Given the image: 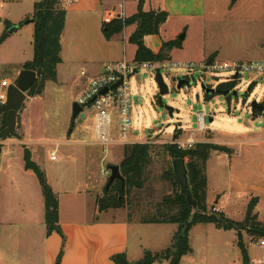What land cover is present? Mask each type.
<instances>
[{
  "label": "rangeland",
  "instance_id": "1",
  "mask_svg": "<svg viewBox=\"0 0 264 264\" xmlns=\"http://www.w3.org/2000/svg\"><path fill=\"white\" fill-rule=\"evenodd\" d=\"M230 1L209 0L208 5H210V10L213 12L228 13L227 5ZM185 3L187 6L192 4L191 0H186ZM7 7H9L7 4H4L3 8L0 7L1 15H3L2 11L7 9ZM242 8L243 10L246 9L245 12L241 13L248 14L247 19L240 26L237 25L235 29L232 22L226 21L222 23L216 18L209 20V22L196 17L190 18L187 22L189 29L183 42L184 48L176 47L174 49L173 60L180 63L184 61L199 62L204 58V55L214 56L215 54H217V58L222 60H264V1L244 0ZM178 25L179 21L173 19L163 28V35L167 37L166 39L171 38V32L177 29ZM5 27V22L0 21V37ZM91 30H96L97 34L100 33L98 24L95 25L94 22L91 24ZM145 39L152 47L157 43V37H154V35H148ZM124 44L127 49L125 53L132 58L134 46L128 41H125ZM27 48L28 50L30 49L28 42ZM120 53H124L122 45L117 48L114 54L100 49L99 60L96 63L98 65L103 61L105 63L104 59L107 56ZM19 55L20 51L13 43H7L0 47V93L2 92V94L7 89L4 81L10 82L9 76L15 72L16 66L14 64L18 63ZM80 71V65L77 66L75 64L62 69L60 82L58 84L50 82L47 90L48 96H44L41 101L35 100L37 95H29L27 92V101L24 102L21 110L26 111V113L32 110L34 112L32 117L29 118V126L34 135L33 138L43 137L57 141L74 140L85 135L87 139H95L94 118L91 114L88 113L86 118L83 119L82 128L79 126L78 118H73L74 99L78 100L83 91L80 92V89L73 81L72 75L80 76ZM163 73L165 81L169 84L170 92L161 99L155 79H152L150 74L140 70L139 73L131 78L134 92H136L134 97L132 139L149 143L154 147L152 157L145 170V187L141 190L133 189L130 196L127 197L124 206L106 210L110 216L117 217L119 215L129 219L130 222H138L133 223L131 226V250L136 246L140 247L141 244L154 247L163 245V242H160V238H164L163 234H165L163 227H158L159 225H156V223L141 222L142 219H147L154 214L156 206L163 198L176 189L172 181L165 178V173L171 166V160L169 154L162 146L164 144H176L175 146H177L178 142L181 141L186 144L185 148H188V140H192L193 146L205 141L223 142L233 140L235 136H227L226 134L228 133L225 132L236 129L235 125H238L240 121L242 122L241 119L244 115H248L247 109L252 110L251 102L253 100L264 102V74L259 72L243 73L238 79L233 80L229 73L212 74L197 69L193 71V74L189 75V81L192 84L190 92H186L182 88L177 89L176 87L178 79L188 74L187 69L178 67L167 71L163 70ZM230 82L237 84L233 88V90L237 91L236 95L231 94L233 90L229 93L223 91L216 95H211L210 93L211 98L206 99L207 91L203 89V84L208 85V88L218 90V86L221 83ZM252 83H255V87L249 91ZM56 85L57 90H54ZM242 93L248 94V98L243 97ZM166 105L175 108L173 116L169 114ZM201 110H205L207 114V129L203 131L198 129L200 125L197 112ZM222 110L229 113L230 116L235 113L239 117L237 119L238 122L232 120L229 124L224 121L220 115ZM73 120H75V123H72ZM225 122L230 126H227ZM21 124L22 122L19 120V128H22ZM182 125L185 128H182ZM254 125L264 130V117L262 116L259 120H256ZM73 129L75 132L71 137L69 133ZM51 147L55 148L56 145H51ZM41 148H43L41 153L43 157L38 160L41 168L43 169V166H47L51 171L57 169L63 171L65 162H63L62 158L59 156L57 161H52L48 154L47 146L42 145ZM120 150L121 148L118 147L116 150L112 149L109 151L108 158L104 162L105 167L110 169L111 165H115ZM122 151L124 154V148H122ZM19 152L22 156L27 153L24 148H19ZM211 152L212 154L206 162L207 193L209 197L214 200L220 199V207H223L226 215L236 221H241L246 215L249 203L254 198L252 196H261L255 211H260V220L264 222V176L250 174L249 164H243L245 161L239 159L241 158L240 156L233 158L224 153L217 155L219 153L218 150H212ZM237 160L240 161H238V165ZM14 161L13 153L8 152L6 148L3 149V153L0 154V204H2L3 210L9 211V214L6 213L8 219L21 220L25 216L20 208L17 209L18 213H15L16 207L12 202L14 199L12 197L13 194L18 195L22 201L21 208L28 209V218L36 219L37 201L45 204L41 184L34 172H32V175L27 176L26 182L21 181V178H18L12 171ZM23 161L26 164V159L23 158L19 160V164H23ZM81 164V162L70 164V168L67 171L69 182L68 184L66 183L65 189L70 187L71 178L75 177L76 173L80 174ZM118 165L120 166V163ZM86 167L90 176L95 178L97 183H101L100 179L104 177L98 166L95 167L89 164ZM245 168L248 170L247 174L243 173ZM108 180L109 177L96 196L98 206V199L104 196V188ZM54 192L58 196L59 207L62 205L63 211L68 217H74L72 210L75 206L76 208L81 207L83 199H86L80 195L66 196L62 191L56 192L54 190ZM20 193L27 194L29 197L21 196ZM24 202L27 203V208L24 207ZM94 212V208L91 209L88 206L86 214H77L76 217L91 220L96 216ZM42 219L45 220V214ZM156 228H159L160 231H157L158 229ZM252 233L243 231L246 244L249 242L260 243L264 239ZM249 249L250 258L264 259V248L250 244ZM131 257H134L133 254H131Z\"/></svg>",
  "mask_w": 264,
  "mask_h": 264
},
{
  "label": "crops",
  "instance_id": "2",
  "mask_svg": "<svg viewBox=\"0 0 264 264\" xmlns=\"http://www.w3.org/2000/svg\"><path fill=\"white\" fill-rule=\"evenodd\" d=\"M36 1L37 0H0L1 8H3L4 4L9 5L7 9L2 11L3 15L0 14V21H10L14 24H18L28 17L31 18ZM185 1L186 0H144L143 7L145 10L161 9L168 13L167 20L160 26L159 34L154 35V37H157L156 45L152 47L148 44L147 39H144L146 46L153 52L158 53L163 42L180 39L179 36L182 33L185 34V38L183 40L180 39L182 41V46L180 48H184L183 42L187 37L189 29L187 22L190 18L196 17L197 19H204L205 22H209V20L216 18V20L222 21V23L226 21L232 22L234 29L247 19L246 17L248 14L241 13L246 11V9L243 10L242 8L244 0H237L234 5H232L231 0L227 5L228 13L213 12L210 10V5H208L209 0H191L192 4L190 6H187ZM128 3L134 4L128 5ZM66 9L65 28L61 37L62 62L57 67V80L48 81L46 83L43 93L36 96L35 100L37 101H41L44 96H48L47 90L49 83L54 82L58 84L60 82L61 70L70 65H80V76L72 75V78L76 86L80 89V92H82L87 85L86 78L81 75L82 70H86L90 75H96L102 71L107 62L134 59L136 46L132 44L134 46V52L133 57L130 58L127 53H125L127 49L124 43L125 41L129 42V37L135 31L136 25L132 24L127 26L121 33L114 35L112 39L108 40L103 34L102 24L111 13L113 17H130L134 15L138 9V0H66ZM173 19L179 21V27L177 26V29L171 32V38L166 39L167 37L163 35V28ZM92 22H94L95 25L98 24L100 29L99 34L96 33V30H91ZM27 42L30 45L29 50L27 48ZM7 43H13L20 51L18 63L14 64L16 66L15 72L11 76L8 75L11 84L16 80L24 64L31 61L34 57L33 22H28L20 27L0 44V47ZM120 45L123 47V54L109 55L105 59L102 58L105 60V63L104 61L100 65L96 63L99 60L98 56L100 49L104 52H111V54H114ZM175 48L170 51L171 60H173ZM212 58H217V54L214 56L204 55L201 61L210 60ZM55 89L57 90V85L54 90ZM74 100L78 102L76 98ZM25 101H27V98ZM23 111L20 110L18 114L17 132L19 138L9 136L6 139H0V147H2L1 154L5 148L8 152L13 153L15 159L12 165L13 173L18 178H21V181L26 182L27 176L32 175L33 171L26 168L25 161H23V164H19V160L29 157L39 164L38 160L43 157L41 154L43 148H41V146L46 145L52 161H57L60 156L63 162H65L63 171L59 169L51 171L47 166H43V170L53 190L56 192L62 191L66 196L80 195L86 199H83L81 207L76 208L75 206L72 210L74 217L66 216L62 205L59 207V222L65 235L64 241L63 236L58 232L48 234L46 222L42 219V216L45 214V204L37 201L36 219L28 218V209L21 208V197L13 194L12 197L14 199L12 202L16 207L15 213H18L17 209L20 208L25 217L21 220L16 219V221L8 219L6 213L9 214V211L6 212L3 210L2 204H0V264H115L111 259V256L115 253L126 252L130 261H137L143 257L147 250L151 252H160L172 244L173 236L179 225L176 223H156V225H159L158 227H163L165 230V234H163L164 238H160V242H163V245L154 247L152 245L141 244L140 247L136 246L131 250V226L133 223L138 222H130L129 219L119 215H117V217L110 216L106 210H99L96 196L108 178L103 174L105 168L104 162L107 160L108 154L105 161H103L105 153L103 148L97 143L96 130L95 139H87L85 135L74 140L57 141L43 137L33 138L34 135L29 126V118L32 117L34 112L33 110L27 113ZM247 113V116L244 115L246 119L243 116L241 119L242 122H238L237 119L239 117H237L235 113L230 116L229 113L222 110L220 115L224 121L229 124L232 120L238 122V125H235V130L231 129L225 132L228 133L226 134L227 136H235L234 139L223 142L205 141L203 143H214L227 147L228 151H218L219 153H215H217V155L224 153L233 158L240 156L241 158L239 159L245 161L244 163L241 161V163L249 164L250 174L264 176V130L254 125V122L259 120L262 115H254L253 111L248 109ZM83 119L84 118H78L80 128H82ZM19 120L22 122V128H19ZM226 122L225 124L230 126ZM72 123H75V120H73ZM181 127L185 128L183 125ZM74 132L73 129L72 132L69 133L71 137ZM141 142L145 143L143 141ZM51 145H56V147L52 148ZM118 147H120L121 150L115 164H119L122 161V148L124 147L123 145L117 144L110 149L116 150ZM19 148L26 149L29 156L27 153L25 156H22L19 152ZM52 155H55L56 158L52 159ZM238 161L239 160H237V165L240 162ZM78 162L82 163L80 174L76 173V176L71 178L70 187L65 189L66 183L68 184L69 182L67 171L70 168V164H77ZM89 164L95 167L98 166V169L104 177L100 179L102 184L97 183V180L90 176L89 170L86 167V165ZM243 171L244 174L248 172L247 168L243 169ZM20 195L29 197L27 194L20 193ZM252 197L258 198V206L261 196ZM219 202L220 199H211L207 193V204L209 206L214 205L217 210L223 211V207H220ZM24 205V207L27 208V203L24 202ZM88 206L91 209L94 208V214L96 216H94L93 219L89 220L76 217L77 214H86ZM257 212L259 221L264 223L260 220V211L257 210ZM156 229L160 231L159 228ZM63 242L64 250L62 256H60ZM190 242L193 251L183 256L180 264H243L242 252L237 244L238 236L235 230L219 229L213 223L197 224L190 230ZM250 244L259 246V243L249 242L246 244L248 253H250ZM131 254H133L134 257H131ZM256 260L257 259H255V261ZM154 264L169 263L156 262ZM254 264H256V262Z\"/></svg>",
  "mask_w": 264,
  "mask_h": 264
},
{
  "label": "trees",
  "instance_id": "3",
  "mask_svg": "<svg viewBox=\"0 0 264 264\" xmlns=\"http://www.w3.org/2000/svg\"><path fill=\"white\" fill-rule=\"evenodd\" d=\"M237 0H232V5ZM144 0H138L137 12L130 17H115L105 19L102 24L103 34L110 40L116 34L121 33L127 26L135 24L136 29L130 35L129 42L136 46L134 59L136 61H166L171 60L170 51L175 47H181L182 41L175 39L163 42L158 53L153 52L145 44V37L159 34L160 26L168 17L164 10H145ZM67 15L66 0H37L34 4L33 15L18 24L10 21L5 22V29L0 37L2 44L8 37L16 32L20 27L33 19L34 24V57L24 64L23 69H33L37 72L32 87L28 91L29 95L42 94L48 81L57 80V67L62 62L61 58V37L65 28ZM237 84L235 82L221 83L218 90L211 95L231 91ZM255 87V83L250 85V91ZM206 92V99L211 98ZM248 95V94H247ZM254 115H260L258 110H253ZM7 113L0 114V139L7 129ZM176 144H164L162 147L170 156L171 166L165 173V178L172 181L176 187L175 191L166 195L156 206L154 214L147 219H142L143 223H176L179 225L172 240V244L160 252L145 251L142 258L137 261H130L126 252H118L111 256L115 264H154L156 262L169 264H180L183 256L191 253L193 248L190 242V230L197 224L213 223L219 229L235 230L238 236V246L241 249L243 264H251L248 247L244 241L243 231L256 234L264 238V223L259 221L258 212L255 211L258 198L254 197L248 205L246 215L243 220L236 221L226 215L222 210H217L214 205L207 204L208 179L206 175V162L212 150L228 151V148L214 143H200L191 148H181ZM153 145L149 143H133L124 146L123 159L120 162L121 173L125 178L123 184L120 180L108 188H104V196L98 199L99 210L104 211L109 208H119L124 206L127 197L133 189L141 190L145 187V170L152 157ZM174 158H185L189 167V177L194 198L197 202L198 211L194 212L192 205L186 196L180 192L179 183L172 168ZM26 168L32 170L38 177L45 199V222L48 234L58 232L63 236L59 222L58 196L49 184L45 171L39 164L26 159ZM63 247L60 253L62 256Z\"/></svg>",
  "mask_w": 264,
  "mask_h": 264
},
{
  "label": "built area",
  "instance_id": "4",
  "mask_svg": "<svg viewBox=\"0 0 264 264\" xmlns=\"http://www.w3.org/2000/svg\"><path fill=\"white\" fill-rule=\"evenodd\" d=\"M112 18L114 17L111 13L107 19ZM178 67L188 70V74L183 77L186 82L181 87L186 92H190L192 89L189 75L193 74V71L197 69L212 74L229 73L233 80L238 79L243 73L259 72L264 74V60L240 61L221 60L218 58L201 62L184 61L182 63L172 60L140 62L135 59H123L107 62L102 71L96 75H90L86 70H82L81 75L86 78L87 85L79 96L78 103L82 107L81 112L85 115V118L88 113L94 118L97 143L103 148L105 153L103 161H105L108 152L114 145L125 146L127 144L142 143L132 139L134 97L136 95L131 82L132 76L142 70L150 74L152 79H154L157 68H160L163 73V70L167 71ZM121 78H123V81L118 86L113 87ZM4 84L8 88L10 82L4 81ZM205 86L208 88V85L205 84ZM105 88L108 90L103 93ZM6 100L7 89L3 94L2 92L0 93V102L4 103ZM197 115L200 125L198 129L206 130V111H198ZM178 145L181 148L186 147V144L181 141L178 142ZM187 145L188 148L193 147L192 140H188ZM51 158L55 159L56 156L52 155ZM103 174L109 177L111 170L105 167ZM259 246L264 247V239L260 241ZM255 262L264 264V259L250 260L251 264Z\"/></svg>",
  "mask_w": 264,
  "mask_h": 264
},
{
  "label": "water",
  "instance_id": "5",
  "mask_svg": "<svg viewBox=\"0 0 264 264\" xmlns=\"http://www.w3.org/2000/svg\"><path fill=\"white\" fill-rule=\"evenodd\" d=\"M33 19H30L29 22H33ZM179 38L183 40L185 38V34L182 33ZM37 78V72L33 69H22L17 76L16 80L12 82L7 88V100L6 102L0 104V114L3 112L7 113V122L8 126L3 135V138L6 139L9 136H14L19 138V134L17 132V121H18V114L27 98V92L32 87L35 79ZM155 82L158 87V93L160 95V99L170 92L169 84L165 81L163 73L161 72L160 68L156 69L155 74ZM123 81V78L119 80L113 87L118 86ZM186 82L185 78H180L177 83V89H181L183 84ZM203 89L207 91V93H214L215 89L207 88L205 84H203ZM108 89L105 88L103 93L106 92ZM250 91V88H249ZM231 92V91H230ZM225 93H229V91H225ZM231 94L236 95L237 91L233 90ZM246 99L248 98L247 94H241ZM169 114L173 116L175 108L173 106L166 105ZM252 110H258L261 115L264 117V103L259 102L257 100H253L251 102ZM82 107L79 105L78 102H75L73 105V117L74 118H85V115L81 112ZM1 154V148H0ZM29 156V153L27 151ZM172 168L175 174V177L180 186V192L184 194L188 200V202L192 205L193 211L197 212V202L194 198V194L192 191V186L190 183L189 177V167L187 164V160L185 158H174L172 160ZM111 174L109 176V180L107 183L108 189L116 180H120L123 184L125 183V178L121 173L120 166L118 164L110 166Z\"/></svg>",
  "mask_w": 264,
  "mask_h": 264
}]
</instances>
